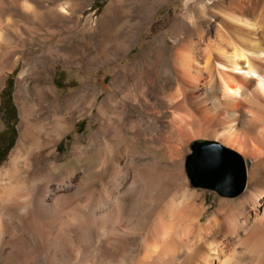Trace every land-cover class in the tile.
<instances>
[{"label": "bare ground", "instance_id": "bare-ground-1", "mask_svg": "<svg viewBox=\"0 0 264 264\" xmlns=\"http://www.w3.org/2000/svg\"><path fill=\"white\" fill-rule=\"evenodd\" d=\"M167 2L141 0L138 19L129 18L115 50L128 55L146 20ZM220 5L198 2L203 20L189 15L182 31L188 37L173 22L168 32L176 45L165 37L151 41L99 100L101 90L88 84L61 95L47 67L75 62L88 44L89 30L79 31L80 3L0 0V83L23 60L20 137L0 167V264H264V0ZM126 6L113 0L111 20ZM209 17L215 37L203 28ZM25 35L42 50L16 58ZM104 56L97 53L90 64L102 67ZM141 61L146 66L138 70ZM142 71L145 115L133 114L137 107L117 94ZM97 106L98 127L63 160L59 146L76 119ZM197 139L204 140L192 147ZM206 140L234 150L245 164L253 160L238 202L208 208L189 190V165L222 171V156L206 154Z\"/></svg>", "mask_w": 264, "mask_h": 264}, {"label": "rangeland", "instance_id": "rangeland-1", "mask_svg": "<svg viewBox=\"0 0 264 264\" xmlns=\"http://www.w3.org/2000/svg\"><path fill=\"white\" fill-rule=\"evenodd\" d=\"M71 1L80 3L81 7L78 9V14L82 17V21L79 31L82 30L83 27H86L89 30L88 40H87L88 44L83 48V50L81 51L82 53L81 52L79 53L78 59H76L75 62H72L70 64H64L60 61L53 60L48 63L47 67L48 70L50 71L51 79L58 87L61 95L65 97L73 95L75 94V92L79 90V88L82 85L88 84L90 86L99 88L101 90L102 95L100 96L99 100L106 98L110 93L115 91L112 83L113 79L121 71L127 69L132 64H134L138 56L148 47L151 41H153L156 38L165 37L169 43L170 48H173L176 45L174 36H170L168 32L173 22L180 21L182 30H180L181 28H179V36L181 37L182 35L181 38L188 37L183 32L185 31L187 26L191 25L188 20L189 15L193 13V15H195L194 17L198 21L203 20L201 15L197 14L198 10L196 6L198 2L206 1L207 4H210V6L217 5L218 7L221 4L220 8H223V10H225L230 5V0H168V2H170L169 4L168 2L167 4H164V6L160 7L159 10L154 11L152 15L146 20L147 22H145V24L143 25L144 28L142 27L141 30L138 31L136 45L132 47L128 55L127 54L121 55L114 48L113 45L114 39L115 37L121 36L122 33L124 34L129 29L128 26L129 24L127 25V22L130 21L129 18H131L132 20L138 19V15L140 11V7L138 3L141 0H127V6H126L127 14L125 13L121 18H118L117 20H115L116 18L111 20L113 15L111 14V12H109L110 16L108 15V6L113 0H71ZM128 10L130 11L129 14H128ZM212 21L213 20L209 17L204 22L203 28L206 31L209 30L208 32L215 37L216 33L213 27L214 23ZM124 23L125 25L123 26ZM118 25H120V28L122 29L118 28L119 27ZM117 28L118 30H116ZM23 37L25 39H28L27 35ZM13 40H14L13 34L9 33V35L7 36V42L10 45L8 49L9 51H13L14 50L13 47L17 44V42L11 43ZM28 40L29 41H27L23 45L24 47L22 46L23 48L22 47L17 48L16 58H24L27 55V53L30 51L39 53L42 50V48L40 47V41L38 39H35L33 42L30 41V39ZM73 41L74 39H72V42ZM97 53H101L105 55L104 59L106 60V58H108V60L106 61L107 62L109 61L107 64L103 65L100 68L96 67V65L90 64V62L92 61L91 58L94 57ZM120 58L121 60H119ZM142 62L143 61H141L138 70H140L141 68H145L146 63L145 62L142 63ZM16 65L17 62H14L12 67H10L6 72H3L0 83V124H1V118L9 117V115L10 116L14 115V111L12 110L10 112L8 111L10 97L14 98V104L16 107V115H17L16 132L13 133L12 131L11 135L8 136L9 139L8 144L10 146L5 154L4 161L0 164V167L3 166L8 161L9 156L12 150L16 147L20 137L19 124L21 121V110H20V106L18 105V102L16 101V93H17L19 73L21 72L23 67V60H20L18 66L14 68V66ZM154 68L157 67L155 66ZM135 75H137L136 78L134 77ZM135 75L131 76V79L133 80H131L126 87L121 88L122 90L118 89L117 94L119 99H124V101H126L130 107L132 108L137 107L136 111L132 112L133 114H135L136 112L140 115H145L146 110H145V106L143 105V99L146 93L145 91H147L148 77L144 71L138 72ZM152 77H154V71ZM97 114H98V106L94 107L93 111L89 115H86L84 117H78L76 119L75 121L76 124L74 125L75 129L72 131V133H70V136L66 138L59 146L58 153L63 160L67 158V155L71 150V147L76 142L87 141L89 135H91L93 131L98 127L99 119L97 118ZM139 117L135 120H138ZM148 120H149V116H148ZM158 130H160V127L155 125V127H153L152 134L154 135L157 134ZM152 136L153 135H150L147 138L151 139ZM199 140H204V139H197L196 141H193L192 147H194L195 143L198 142ZM206 141L213 142V140H206ZM210 153L211 152H207L206 154H210ZM193 155H195V150L191 148V151L187 152L185 155V172H186L187 160L190 156ZM250 161H251V166H253V160ZM248 186H249V173H248V180L245 191L241 195L236 197H226V196L223 197L213 190L205 189L202 187H196L192 185L190 179H189L188 188L191 192H195L199 195L200 198L199 202L201 205L205 203L206 207L209 208L210 206H213V208L215 209L219 205H224V204L227 205L230 203L238 202V200L241 199L242 195L248 189Z\"/></svg>", "mask_w": 264, "mask_h": 264}, {"label": "water", "instance_id": "water-1", "mask_svg": "<svg viewBox=\"0 0 264 264\" xmlns=\"http://www.w3.org/2000/svg\"><path fill=\"white\" fill-rule=\"evenodd\" d=\"M204 143L209 146L208 152L222 156H220L222 171L209 174L206 169L200 168V170L189 165L192 185L213 190L223 197H236L242 194L246 188V167L251 165V161L248 160L245 164L237 152L223 148L216 142L207 141Z\"/></svg>", "mask_w": 264, "mask_h": 264}, {"label": "flooded vegetation", "instance_id": "flooded-vegetation-1", "mask_svg": "<svg viewBox=\"0 0 264 264\" xmlns=\"http://www.w3.org/2000/svg\"><path fill=\"white\" fill-rule=\"evenodd\" d=\"M11 109H13L12 104L10 103L8 111L10 112ZM0 157L3 156L4 152L7 151V148L9 146L8 144V136L11 135L12 130L16 125L14 124L13 116L1 118V124H0Z\"/></svg>", "mask_w": 264, "mask_h": 264}, {"label": "trees", "instance_id": "trees-1", "mask_svg": "<svg viewBox=\"0 0 264 264\" xmlns=\"http://www.w3.org/2000/svg\"><path fill=\"white\" fill-rule=\"evenodd\" d=\"M10 103H11L12 106H13V109H11V110L14 111V115H11V116H13L14 124L17 125V124H16V122H17L16 107H15V104H14V101H13V97H10L9 105H10ZM12 131H13V133H15V132H16V127H14ZM9 146H10V145H9ZM9 146H8V148H7V151H8V149H9ZM7 151H6V152H7ZM6 152H4L3 156L0 157V164L4 161Z\"/></svg>", "mask_w": 264, "mask_h": 264}]
</instances>
